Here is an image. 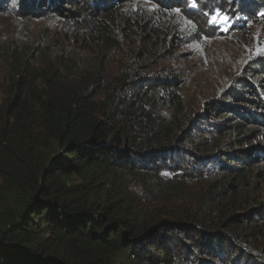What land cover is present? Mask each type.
Masks as SVG:
<instances>
[{
    "label": "trees",
    "instance_id": "16d2710c",
    "mask_svg": "<svg viewBox=\"0 0 264 264\" xmlns=\"http://www.w3.org/2000/svg\"><path fill=\"white\" fill-rule=\"evenodd\" d=\"M184 1L154 0L161 14ZM125 2L68 0L67 12L93 31ZM60 4L0 0V18L53 16ZM29 33L0 27V264H264L253 200L232 192L252 179L255 151L264 155L253 145L264 136V61L234 79L211 106L219 121L205 124L177 77L136 67L112 77L101 60ZM233 141L247 148L223 161L218 148ZM211 167L221 178L187 203L191 182L216 176Z\"/></svg>",
    "mask_w": 264,
    "mask_h": 264
},
{
    "label": "rangeland",
    "instance_id": "374dc122",
    "mask_svg": "<svg viewBox=\"0 0 264 264\" xmlns=\"http://www.w3.org/2000/svg\"><path fill=\"white\" fill-rule=\"evenodd\" d=\"M58 2L64 11L48 14L53 16L22 21L2 17L0 27L6 31L15 27L30 31L33 41L41 40L53 51L67 47L82 57L101 60L112 77L120 76L130 67L138 68L144 76L177 77L186 109L205 115V124L219 121L211 106L222 101L234 79L250 64L264 61V7L236 12L210 6L208 0H186L182 9L161 14L154 0H127L117 8L118 14L91 31L84 22L69 15L67 11L73 6L68 0ZM217 13L221 14L219 19ZM121 16L128 18L132 28L120 23ZM165 114L169 115V111ZM234 141L218 148L223 161L228 159L227 152L246 150L247 147L236 146ZM253 145L264 147L263 133ZM258 155L255 151L252 179L232 192L238 197L252 198L248 211L264 229V214L258 217L252 211L264 203V155ZM218 172L214 168L211 173L216 176L191 182L187 203L193 194L217 182L221 178Z\"/></svg>",
    "mask_w": 264,
    "mask_h": 264
},
{
    "label": "snow or ice",
    "instance_id": "6c2138e0",
    "mask_svg": "<svg viewBox=\"0 0 264 264\" xmlns=\"http://www.w3.org/2000/svg\"><path fill=\"white\" fill-rule=\"evenodd\" d=\"M220 15H221L220 13H217V17H216V19H219V18H220ZM224 19L227 20L228 17L225 16ZM262 51H264V49H262Z\"/></svg>",
    "mask_w": 264,
    "mask_h": 264
}]
</instances>
